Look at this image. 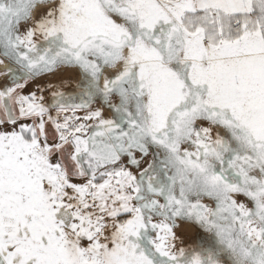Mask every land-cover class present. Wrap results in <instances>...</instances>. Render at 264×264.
I'll use <instances>...</instances> for the list:
<instances>
[{"label":"snow or ice","instance_id":"1","mask_svg":"<svg viewBox=\"0 0 264 264\" xmlns=\"http://www.w3.org/2000/svg\"><path fill=\"white\" fill-rule=\"evenodd\" d=\"M0 264H264V0H0Z\"/></svg>","mask_w":264,"mask_h":264},{"label":"rangeland","instance_id":"2","mask_svg":"<svg viewBox=\"0 0 264 264\" xmlns=\"http://www.w3.org/2000/svg\"><path fill=\"white\" fill-rule=\"evenodd\" d=\"M73 86H74L73 83H69L65 90L66 91L70 90ZM175 231L177 235L180 236L184 240V246H188V245L195 246V244L198 241V238L204 235L195 226L181 225L180 227L175 229Z\"/></svg>","mask_w":264,"mask_h":264}]
</instances>
